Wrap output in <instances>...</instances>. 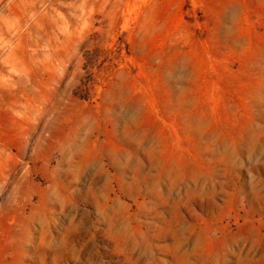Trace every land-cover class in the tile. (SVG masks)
I'll use <instances>...</instances> for the list:
<instances>
[{
	"label": "rangeland",
	"instance_id": "obj_1",
	"mask_svg": "<svg viewBox=\"0 0 264 264\" xmlns=\"http://www.w3.org/2000/svg\"><path fill=\"white\" fill-rule=\"evenodd\" d=\"M0 264H264V0H0Z\"/></svg>",
	"mask_w": 264,
	"mask_h": 264
}]
</instances>
